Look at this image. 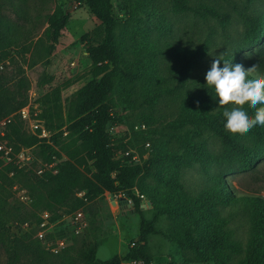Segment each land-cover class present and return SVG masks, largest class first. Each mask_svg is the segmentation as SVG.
Listing matches in <instances>:
<instances>
[{
  "label": "rangeland",
  "instance_id": "rangeland-1",
  "mask_svg": "<svg viewBox=\"0 0 264 264\" xmlns=\"http://www.w3.org/2000/svg\"><path fill=\"white\" fill-rule=\"evenodd\" d=\"M112 2L123 17L115 35L124 70L140 75V79L129 80L117 72L106 99L112 116L106 126L108 140L114 147L126 145L125 150H116L118 159L128 151L137 157L136 164L156 173L144 172L138 180V185L149 193L156 189L167 191V181L173 174L178 175L193 198L209 193L223 181L234 199L220 198L216 211L226 220L231 241L240 247L236 253L228 251L226 264H240L246 259L254 227L245 197L264 199V154L254 166L242 170L239 156L225 149L221 139L200 119L204 109L210 115L221 109L217 108L214 92L210 97L203 92L207 88L205 74L213 59L225 54L224 60L233 64L243 61L246 67L259 62L256 72H264V32L252 23L254 18H264V0H189L193 6L208 5L228 14L230 20L225 23L192 12L174 13L172 0ZM134 4L138 5L136 11ZM57 9L70 15L50 52L53 41L43 35L49 17ZM90 32L97 39L102 37L100 22L83 3L0 0V78L9 97L6 116H13L12 124L19 122L25 134H33L35 124L43 125L46 141L54 143L58 153L54 162L47 161L50 166L46 172L57 173L59 164L66 161L83 163L86 156L80 145L83 129H68V119L77 114L79 92L100 80L93 77V62L83 40ZM193 55L197 56L196 63L180 76L181 67ZM21 103L25 107L15 111ZM187 117L196 122L176 129L169 127ZM194 146L211 153L216 160L205 158V154L195 156ZM28 149L32 162L21 168L12 165L16 169L11 173L0 167V264H84L80 254L93 243L98 245V260L125 256L139 240L143 220L155 231L147 234L146 244L152 264H215L207 247H202L200 255L172 241L181 237L185 221L161 216L146 196H141V213L118 194L112 195L117 203L113 205L109 192L86 201L82 210L89 227L73 237L66 220L69 208L54 205L43 191L31 192L29 177L43 174H38L40 162L35 149ZM3 165L6 166L4 162ZM81 170H85L84 166ZM17 171L23 174L14 175ZM20 190L26 194L22 196ZM42 213L62 216L60 222L53 223L47 244L42 243L46 250L39 247V256L21 254L11 261L14 250L9 249L7 237H21L27 231L34 236L38 231L36 220ZM25 222L28 226H22ZM33 236L31 241H35ZM61 237L69 238L70 248L55 255L49 247Z\"/></svg>",
  "mask_w": 264,
  "mask_h": 264
},
{
  "label": "trees",
  "instance_id": "trees-1",
  "mask_svg": "<svg viewBox=\"0 0 264 264\" xmlns=\"http://www.w3.org/2000/svg\"><path fill=\"white\" fill-rule=\"evenodd\" d=\"M83 3L89 8L91 13L100 22L102 37L95 38L92 33L83 36V40L88 46V52L93 62V77L100 78L99 82L91 83L83 88L78 95V107L75 117H70L68 129H83L80 134L81 146L86 152L79 160L66 161L58 166L57 173L45 172L41 176L29 177L31 192L36 190L43 191L46 198L59 208L68 207V214L82 209L86 201H93L99 197H104L106 192L111 195H121L129 199L135 211L141 213V196L151 199L155 209L161 216L178 217L185 221L183 233L178 239H171L178 245L187 246L203 255L202 247H207L215 264H226L229 259V252L236 253L240 247L231 241L229 232L226 230L227 222L220 218L216 208L220 205V198L227 200L234 199L228 195L227 188L223 181L217 182V187L207 194H200L193 198L188 195L184 185L180 182L178 175L173 174L167 181V191L156 189L152 193L147 192L142 186L138 185V180L144 172H151L147 167L138 164H123V159L117 158V149L125 150L126 145L114 147L108 140L106 126L112 120L110 108L107 104V94L114 87V80L117 72L129 80H139L140 75H132L124 70V59L122 52L116 46V29L123 17L116 11L112 0H74ZM138 8L134 4V10ZM172 11L174 13L192 12L199 17H212L221 23L228 22L230 16L220 10L208 5L193 6L189 0H172ZM70 12L64 9H57L48 19V27L44 32V39L53 41L51 49H55L56 43L65 29ZM252 23L264 32V18L252 19ZM255 37V36H253ZM197 56L187 58L181 67L180 76L185 75L190 64H195ZM4 82L0 78V119L6 116L7 101ZM204 94L211 96L213 90L206 88ZM57 101L60 97L57 96ZM190 103V102H189ZM196 104V103H195ZM25 103L19 104L15 111L25 107ZM190 105V104H189ZM191 106V105H190ZM193 106V105H192ZM248 109L254 114L255 108L249 103ZM201 122L206 128L219 137L225 149L239 156L241 169L246 170L256 164L264 154V126H256L247 131L233 130L224 123L223 109L221 108L215 115L207 113V109L201 111ZM196 121L187 117L179 124L171 123L170 128H180L184 124H194ZM63 125L59 126L62 128ZM62 134V133H59ZM7 140L17 153L23 148H34L37 158L44 161H53V157L58 154L55 145L46 143V139H40L38 135L25 134L22 132L19 122L11 124L7 134ZM247 143H251L249 146ZM195 156L205 154V158L214 159L211 153H206L200 147L192 148ZM127 151H124L125 153ZM84 166L85 170H81ZM0 167L6 173H11L16 168L12 165H3L0 158ZM22 171H17L14 175H19ZM23 174V172H22ZM169 190L172 192L170 194ZM135 191L139 192L136 194ZM85 192L83 198L77 197V193ZM85 198L87 199L85 201ZM246 206L249 209L254 227L249 239L246 259L240 264H264V199L259 197H245ZM68 216V215H66ZM61 215L54 214L51 222L61 220ZM27 222L23 223L25 225ZM155 232L142 221L139 240L133 243L125 256L116 255L110 260L101 261L97 259L98 245L93 243L85 248L80 254V259L84 264H124L132 259H142L146 264H151L152 260L146 253L147 234ZM73 237V233H71ZM30 231L25 232L21 237H7L9 249L14 252L10 257L11 261H16L21 254H31L39 256L43 247L42 242L33 236L35 241H31ZM50 235V234H49ZM77 237V236H76ZM62 238V237H61ZM36 243L38 245H36ZM66 248L60 254L66 252ZM59 255V254H58Z\"/></svg>",
  "mask_w": 264,
  "mask_h": 264
},
{
  "label": "clouds",
  "instance_id": "clouds-1",
  "mask_svg": "<svg viewBox=\"0 0 264 264\" xmlns=\"http://www.w3.org/2000/svg\"><path fill=\"white\" fill-rule=\"evenodd\" d=\"M224 55L212 60L205 80L206 87L214 92L217 108L223 109L225 125L242 132L264 126V72H256L259 62L246 67L243 61L233 64L224 60ZM249 103L255 108L254 114L248 109Z\"/></svg>",
  "mask_w": 264,
  "mask_h": 264
},
{
  "label": "built area",
  "instance_id": "built-area-1",
  "mask_svg": "<svg viewBox=\"0 0 264 264\" xmlns=\"http://www.w3.org/2000/svg\"><path fill=\"white\" fill-rule=\"evenodd\" d=\"M12 118L13 116H6L0 119V155L2 158V161L6 165H14L15 167H23L25 164L32 162L33 159L29 154V149H22L19 152L15 153L13 147L9 144V141L7 140V132L9 129V126L12 124ZM24 118H29L28 115H25ZM35 131L34 135H38L40 139H45L46 137V131L43 127V125L35 124ZM48 144L49 141H46ZM121 158L123 159V164H136L137 157L132 156L131 153L128 151L125 153H122ZM40 162V166L38 167V174H44L46 170L48 169V163L45 162L43 159H37ZM20 194L22 196L26 194L25 190H20ZM85 192H80L79 197L83 198L85 197ZM113 196L109 194V198L111 200H114L112 198ZM87 199L85 198V201ZM67 220V226L71 233H73L76 236L82 235L89 227V222L87 220V217L83 210H78L74 212L71 215H68L66 217ZM36 224L38 226V231L35 235L36 238H38L42 243L47 244V238L53 228V223L51 222V217L48 213H42L38 220H36ZM24 226H28V223H26ZM70 245L69 238L68 237H62L57 239L53 244L50 245L49 250L51 253L58 255L61 252H63L68 246ZM124 264H146L145 261L142 259L136 260L132 259L129 261L124 262ZM152 264V263H151Z\"/></svg>",
  "mask_w": 264,
  "mask_h": 264
},
{
  "label": "water",
  "instance_id": "water-1",
  "mask_svg": "<svg viewBox=\"0 0 264 264\" xmlns=\"http://www.w3.org/2000/svg\"><path fill=\"white\" fill-rule=\"evenodd\" d=\"M135 193L137 194L138 192L135 191ZM111 203H112L113 205H116V204H117L114 200H112Z\"/></svg>",
  "mask_w": 264,
  "mask_h": 264
}]
</instances>
